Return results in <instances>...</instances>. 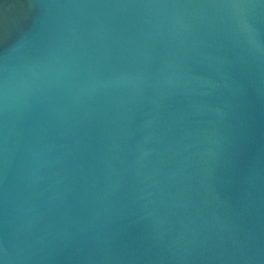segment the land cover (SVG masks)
I'll return each instance as SVG.
<instances>
[{
	"label": "water",
	"instance_id": "obj_1",
	"mask_svg": "<svg viewBox=\"0 0 264 264\" xmlns=\"http://www.w3.org/2000/svg\"><path fill=\"white\" fill-rule=\"evenodd\" d=\"M0 264H264V0H0Z\"/></svg>",
	"mask_w": 264,
	"mask_h": 264
}]
</instances>
